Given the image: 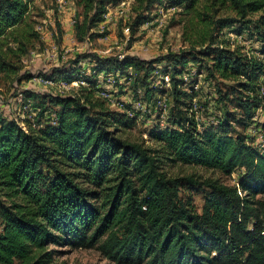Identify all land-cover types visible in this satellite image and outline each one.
I'll return each mask as SVG.
<instances>
[{"label":"trees","instance_id":"16d2710c","mask_svg":"<svg viewBox=\"0 0 264 264\" xmlns=\"http://www.w3.org/2000/svg\"><path fill=\"white\" fill-rule=\"evenodd\" d=\"M31 1L0 0L2 74L15 72L6 61L16 55L10 43L23 46L24 37L35 35L27 24ZM212 1L235 17L200 19L203 31L197 44L209 65L184 52L151 61L83 54L42 76L68 83L84 79L88 85L80 95L34 96L37 117L57 108L55 124L25 129L15 121L0 122V264H51L58 251L49 246L94 250L112 264H264V200L259 199L264 195V149L256 151L247 136L235 132L236 127L247 130L264 109V0ZM118 2L79 0L83 21L75 24V36L93 39L89 32L103 21L106 8ZM159 2L135 0L132 33ZM199 3L167 0L187 16ZM255 14L256 20L247 19ZM225 34L248 46L218 42ZM250 48L255 56L246 55ZM193 66L198 74L205 69L208 77L231 83L229 95L206 100L204 117L214 118L217 125L201 131L187 103L194 97L196 78L183 79ZM159 74L169 76L171 125L148 130L155 149L122 140L118 127H130L134 119L107 111L104 102L94 99L98 82L113 78L115 97L131 86L150 101L164 92L155 85ZM228 96H234L236 113L226 110ZM216 103L223 107L222 118ZM260 126L264 131V121ZM162 160L224 175L239 172L237 185L200 183L209 192L198 213L189 199L180 197L184 185L197 183L168 177L161 171Z\"/></svg>","mask_w":264,"mask_h":264},{"label":"rangeland","instance_id":"374dc122","mask_svg":"<svg viewBox=\"0 0 264 264\" xmlns=\"http://www.w3.org/2000/svg\"><path fill=\"white\" fill-rule=\"evenodd\" d=\"M78 1H31L27 24L31 26L35 35L24 37L23 46H15L10 43L9 47H14L16 55L15 58L9 55L6 61L12 65L15 72L13 74L0 73V122L15 121L25 129L28 126L39 128L40 126L37 125L39 123L55 124L57 108L49 110L51 111L48 112L49 115L37 117L39 112L33 110V106L38 103L35 98L48 95L60 97L80 95L81 89H87L88 85L84 79L73 80L68 83L57 78L44 80L42 76L51 74L54 69L67 67L77 56L83 54L96 55L100 58L122 55V58L134 57L142 61H151L166 55L184 52L192 54L195 59H202L203 66H207L209 65L208 59L203 58L200 54L203 47L197 44L198 33L203 31L200 19L235 17L228 8L223 9L221 6H215L212 0H200L193 15L189 16L185 14L182 7L170 8L167 0H159L158 4L149 8L144 14L148 18L147 22L132 33L130 25L135 18L133 11L135 0H119L115 5L106 8L103 21L89 32V34L93 33L94 38L79 40L75 36V24H81L83 17L82 7L78 5ZM258 15H251L247 19L254 21ZM29 31L30 29L27 30V32ZM217 41H229L245 48L248 46L239 37L236 39L233 34H225ZM21 48L25 51L20 52L19 49ZM250 49L251 51L246 55L255 56L252 48ZM162 65H158L160 72ZM24 76H31V79H25ZM166 77L169 79L168 75L159 74V79L155 85L164 92L159 93L156 99L150 101L143 99L141 90L140 93H134L130 88L131 86H128V89L119 94L118 97L123 101L121 109L110 106L99 94H96L94 99H98L101 103L104 102L103 108L105 110L126 113L129 118L134 119L130 127H118L117 136L122 140L142 145L145 148H157V145L150 140L147 132L156 125L160 128L171 125L168 118L173 107V97L170 82L166 80ZM194 78L196 80L193 93H191L194 97L187 99L189 115L194 117V122L199 131L210 125L216 127L214 118L209 117L206 120L207 118L204 117L203 111L206 100L218 95H229L231 83L217 77H208L205 69L198 74L196 66L191 67L190 75L184 76L183 79L185 83H188ZM112 79L108 78L105 86L109 93L114 96L113 93L116 92V88H114ZM161 80L162 82H160ZM45 81L50 83H45ZM99 82L105 83L101 80ZM185 91L187 90L185 89ZM190 92L188 91V93ZM26 94L31 95V97L28 98ZM261 95L264 97V86L261 89ZM233 98L234 96L226 98L225 107L230 113L234 111L232 109ZM158 102L165 105L162 110L156 106ZM216 105L218 107L217 116L222 118L223 107L217 103ZM24 107L27 110H24ZM41 118L44 119L39 120ZM254 120V123L247 130L242 132L239 127H236L235 132L247 136V144L261 152L264 149V131L260 124L264 121V109L257 112ZM162 162L161 171L168 177L191 178L197 183L196 185H184L180 197L184 201L189 199L198 213L201 211L206 194L209 192V189L200 183L206 180H216L226 186L237 185L236 180L239 172L224 175L197 166L171 164L165 160ZM1 198L2 196H0V200ZM259 199L264 200V195L259 196ZM47 249L58 251L51 264H112L94 250H71L56 246H49Z\"/></svg>","mask_w":264,"mask_h":264},{"label":"built area","instance_id":"2783aa9c","mask_svg":"<svg viewBox=\"0 0 264 264\" xmlns=\"http://www.w3.org/2000/svg\"><path fill=\"white\" fill-rule=\"evenodd\" d=\"M117 58L118 60L122 59V55H118ZM166 80L167 81L169 80L168 77H166ZM45 83H50V82L45 81ZM98 83H100V86H99L100 90L98 91V94L100 95V97L110 106L121 109L123 107V101H121L118 98H115L111 93H109L104 83H101V82H98ZM137 92L140 93V90H138ZM156 106H158L162 110V107H164L165 105L158 102ZM24 110H27V109L24 107Z\"/></svg>","mask_w":264,"mask_h":264}]
</instances>
